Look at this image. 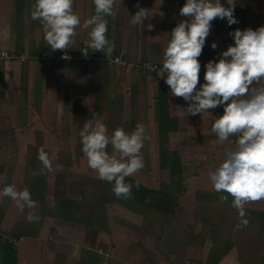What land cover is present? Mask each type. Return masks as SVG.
Here are the masks:
<instances>
[{
  "label": "crops",
  "instance_id": "1",
  "mask_svg": "<svg viewBox=\"0 0 264 264\" xmlns=\"http://www.w3.org/2000/svg\"><path fill=\"white\" fill-rule=\"evenodd\" d=\"M137 2L151 10L150 16L159 11L165 16L133 26ZM185 2L117 0V19L106 18V35L115 43L113 55L127 63L104 64L52 59L80 54L87 31L77 29L70 49L52 52L40 22L31 19L35 0H0V52L15 55L0 61V190L9 184L28 188L35 201L34 209L21 212L10 198L0 197V264H207L214 251L213 264H264V200L246 206L249 224L237 229L232 198L219 203L209 179L224 160V145L211 132L223 107L188 116L183 98L169 95L166 74L141 68L145 63L162 67L169 33L185 19L179 16ZM236 3L239 23L229 27L226 19L213 20L199 60L218 62L220 53L234 45L229 32L264 26V0ZM73 9L81 23L95 12L92 0H74ZM204 74L200 71L198 88ZM88 119L100 120L109 134L118 127L131 132L137 123L146 127L144 168L130 177L161 192L151 201L164 197V211L109 196L113 185L97 178L81 150L79 132ZM40 148L53 168L59 164L62 170L31 176L42 167ZM30 212L40 216L39 223L28 221ZM151 228L165 232L164 239L152 235L146 243L130 235ZM173 232L180 241L171 239Z\"/></svg>",
  "mask_w": 264,
  "mask_h": 264
},
{
  "label": "clouds",
  "instance_id": "2",
  "mask_svg": "<svg viewBox=\"0 0 264 264\" xmlns=\"http://www.w3.org/2000/svg\"><path fill=\"white\" fill-rule=\"evenodd\" d=\"M116 2L92 0L94 15L81 23L73 9L74 0H35L31 19L40 22L43 38L52 52L70 49L75 44L77 29L86 30L87 49L103 53L111 63L115 43L107 38L106 18L117 19ZM226 4L221 0H186L179 10V16L185 19L179 20L169 33L161 72L166 74L169 95L186 102L187 106L182 108L188 116L203 117L209 110L223 107V115L214 120L211 132L224 145V160L209 172V179L212 190L220 194L219 203L225 204L232 198L231 207L238 212L237 229H240L249 224L246 206L264 200V26L229 32L234 45L220 53L218 62L209 60L204 65L205 82L198 88L199 57L210 35L212 21L226 19L229 27L239 23L234 15L236 0H226ZM134 6L138 11L131 17L133 26L144 25L146 19L150 21L155 15L165 16L162 11L150 16L151 10L141 7L139 2ZM146 27L152 31L155 25L148 23ZM217 46L215 42L211 45L213 50ZM84 54L87 56V50ZM116 63H120L119 58ZM145 67L155 71L149 64ZM79 136L88 168L98 179L113 185L116 198L131 199L133 185L125 179L144 168L141 150L149 139L146 127L137 123L131 132L118 127L109 134L100 120L88 119ZM232 136L236 137L235 141L228 143ZM109 146L111 152L107 150ZM37 159L42 167L30 174L33 177L62 170L59 164L53 168V161L44 148L39 149ZM0 197L10 198L21 212L35 208L28 188L17 190L14 184H9L0 190ZM27 219L39 223L41 218L30 212Z\"/></svg>",
  "mask_w": 264,
  "mask_h": 264
},
{
  "label": "built area",
  "instance_id": "3",
  "mask_svg": "<svg viewBox=\"0 0 264 264\" xmlns=\"http://www.w3.org/2000/svg\"><path fill=\"white\" fill-rule=\"evenodd\" d=\"M87 50V56H85L84 51ZM96 52H92L91 50L87 49V46H84L82 48V50L80 51V54L78 55H70V54H62V55H53L52 59H59V60H66L69 62H73L75 59H83V60H87V61H94L97 63H104V64H112V63H116V58L120 59V63L118 64H126L127 62L121 57V56H116L113 55V59L111 63H108L107 59L105 58L104 55L101 54H95ZM15 57L14 54H9L8 52H0V61H5L7 59L13 58ZM208 61L205 59H201L200 63H201V71L202 72H206V68L204 67V65H206ZM145 64H149L151 65L152 68L155 69V71L150 70V68H146ZM141 66V68L145 71L149 70L151 72H156V71H161L162 67L157 66V65H152L150 63H145Z\"/></svg>",
  "mask_w": 264,
  "mask_h": 264
},
{
  "label": "trees",
  "instance_id": "4",
  "mask_svg": "<svg viewBox=\"0 0 264 264\" xmlns=\"http://www.w3.org/2000/svg\"><path fill=\"white\" fill-rule=\"evenodd\" d=\"M125 182L133 185V187H132V198L130 199L131 201L136 202V203H138L140 205H143V206H145L147 208H157V209H159L161 211L165 210V206L164 205L167 203V201H165L164 197H160V199H162L161 201H160L159 198H157L159 201H156V200L153 199L154 203L151 201V197H154V196L157 197L158 194L162 195L161 192L158 193L156 191L155 192L151 191L148 188L142 186L141 184L135 183L131 179V177H127L125 179ZM110 185H112V184H110ZM137 185H138V187H137ZM163 196H164V194H163ZM158 204H163V206H158ZM173 207L174 208L176 207L175 201H174Z\"/></svg>",
  "mask_w": 264,
  "mask_h": 264
},
{
  "label": "rangeland",
  "instance_id": "5",
  "mask_svg": "<svg viewBox=\"0 0 264 264\" xmlns=\"http://www.w3.org/2000/svg\"><path fill=\"white\" fill-rule=\"evenodd\" d=\"M1 52H7V51H1ZM9 53V52H8ZM113 186H111V188H112ZM94 188H93V192H90V194H91V196H93V194H95L94 193ZM109 193V196H114V194H113V192L112 191H109L108 192ZM106 197H107V195H106ZM112 201V200H111ZM121 205V204H120ZM112 208V207H111ZM118 208V207H117ZM114 216V215H113ZM159 222L160 223H164V218H159ZM146 230V231H145ZM144 231H141V232H139V231H136V232H134V233H131L130 235H132L133 237H135L139 242L141 241H143V242H146L147 243V241H150V240H153L152 238H151V236L153 235V236H156L157 237V239L158 240H162V239H164L163 238V236H165V232H163L161 229L158 231V230H156V229H153V228H151V229H145ZM146 234H148V237L147 238H145V235ZM161 235V238H159V236ZM169 235L171 236V239H173L174 240V242L176 243V242H178V241H180L181 240V235L179 234V233H177V232H173V233H169ZM144 246V245H143ZM143 250H146L145 248H143ZM147 252H146V255L148 254L149 255V257H153L152 256V253H151V251H148V250H146ZM216 252V253H215ZM217 252L218 251H214V255H212L211 257H210V259H209V262L207 263V264H213L212 263V258L215 256V255H217ZM213 253V252H212ZM190 257H192V255L190 254L189 255ZM220 258V256H218V259ZM206 264V263H205Z\"/></svg>",
  "mask_w": 264,
  "mask_h": 264
}]
</instances>
